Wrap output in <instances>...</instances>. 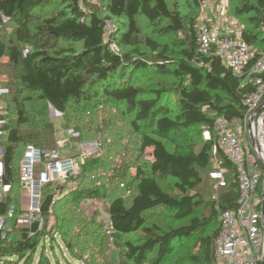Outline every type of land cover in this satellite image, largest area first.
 <instances>
[{
	"label": "trees",
	"instance_id": "trees-1",
	"mask_svg": "<svg viewBox=\"0 0 264 264\" xmlns=\"http://www.w3.org/2000/svg\"><path fill=\"white\" fill-rule=\"evenodd\" d=\"M90 1L63 0V8L48 14V0H0V61L7 59L0 74L8 79L1 84L10 92L0 98L8 99V107L0 111L9 119L8 137L1 145L3 183L10 186L0 201V219L5 217L0 264H53L46 240L51 249L61 241L77 261L91 252L90 262L101 264L98 260L118 237L126 239L121 245L124 264H165L178 246L190 241L191 260L214 264L220 213L235 210L240 200L236 168L218 147L215 122L220 117L242 122L244 100L255 88L215 55L199 52L198 15L184 16L175 1ZM235 15L248 19L249 28L240 36L255 50L251 67L264 55V0H241ZM140 18L155 27V36L143 35ZM111 26L116 30L108 34ZM178 34L183 38L174 42L172 36ZM144 73L173 83H157L146 91L133 79ZM167 97L173 106H165ZM49 106L63 116L66 131L78 133L73 140L80 145L102 137L103 151L85 157L75 191L54 199L55 186L43 188V230L8 242L21 213L25 149H57ZM202 127L213 136L199 142L193 132ZM217 166L225 171L226 186L210 200L206 174ZM166 177L175 181L173 194L160 183ZM85 199L106 205L112 236L106 235L100 214L80 209ZM11 207L17 211L9 219ZM155 217L185 223L167 226ZM136 234V243L127 240Z\"/></svg>",
	"mask_w": 264,
	"mask_h": 264
},
{
	"label": "built area",
	"instance_id": "built-area-1",
	"mask_svg": "<svg viewBox=\"0 0 264 264\" xmlns=\"http://www.w3.org/2000/svg\"><path fill=\"white\" fill-rule=\"evenodd\" d=\"M95 1V0H94ZM220 7L219 9H221ZM199 52L203 56L218 57L232 73L238 77L246 76L254 90L244 100L247 114L239 124L238 121L229 122L220 117L215 122V131L219 138L218 147L226 154L236 168V178L239 183L240 200L235 210H226L220 213V231L215 240L213 263L214 264H263L264 262V217H263V193L260 192L263 179L264 165V113L256 115L257 110L264 103V55L249 67L250 60L255 55V50L242 41L241 36L222 35L217 29L210 26H201L198 37ZM114 51H118L116 45H112ZM27 53V52H26ZM9 89L2 86L0 80V98L9 95ZM61 115V114H59ZM71 137H78L74 130L67 131ZM9 133V119L5 112L0 111V201L9 193L10 186L3 183L5 167L3 163L4 151L2 142ZM210 134L209 132H207ZM211 138H209L210 140ZM84 152L81 162L73 157H64L58 149H41L35 145H29L25 149L20 169V182L27 193L20 201V215L18 221L38 223L43 226L41 217L42 190L48 185L55 186L58 199L63 193L65 185L77 184V178L81 173V164L85 157L97 151H103L104 140L80 144ZM91 147L93 152L86 153ZM214 155L217 147L213 149ZM255 152L258 161L255 159ZM225 171L216 167L210 174L217 182L216 190L226 186ZM101 182L96 183L100 187ZM123 187V185H122ZM106 206L99 199H85L80 209L90 214H99ZM102 207V208H101ZM106 212L107 209L105 208ZM16 208L11 207L6 218L16 216ZM108 215V212H107ZM104 230L107 236H112V228L109 220L105 221ZM5 217L0 219V237L4 236ZM91 252L78 260L79 264H89Z\"/></svg>",
	"mask_w": 264,
	"mask_h": 264
},
{
	"label": "rangeland",
	"instance_id": "rangeland-1",
	"mask_svg": "<svg viewBox=\"0 0 264 264\" xmlns=\"http://www.w3.org/2000/svg\"><path fill=\"white\" fill-rule=\"evenodd\" d=\"M171 3L174 1L180 6L181 12L186 17H191L194 15H198V23L199 27L201 26H210L214 29H217L219 33L222 35H229V36H238L241 35L242 31L245 28H249L248 25V19L247 17L244 18H238L235 15L236 7L240 5L241 0H198V5L195 3V0H169ZM92 4H98V1L91 0ZM47 8L45 9L44 13H51L54 12L56 8H63V0H48ZM222 7L221 9H219ZM139 25L142 29L144 36H155L156 30L155 27L152 26L147 20L140 18L139 19ZM116 30V27L113 26L108 28V34L110 32H114ZM11 32V29H8V33ZM183 36L181 34L172 36V39L174 42H178L180 39H182ZM164 40V38H163ZM7 63V59H3L0 61L1 66H5ZM127 77L129 74L127 73ZM134 83L137 84L140 88H143L146 91L150 90L149 86H155L157 83H164L169 86V84L173 83V79L158 76L156 74L148 75L147 73L144 74H136L133 77ZM0 80L4 83L8 82V79L6 76L0 74ZM170 98L167 97V99H164L163 102L165 106H173V103L170 102ZM8 107V99H3L0 102V108L4 109ZM49 115L53 119V123L56 129V144L58 151L64 156V157H73L77 162H81L82 155H83V148L72 139L71 135L64 129V118L62 115H59L57 113H53L51 106H49ZM241 122H239L240 124ZM70 130V129H69ZM209 132L210 134H208ZM194 137L197 141L202 142L203 140H209V138H212L213 134L210 132V130L206 127H202L200 129H196L194 132ZM126 142V141H125ZM93 147L90 149H86V153L93 152ZM255 159L258 158L257 153L255 152L254 155ZM206 177H208V198L210 200H213L215 198L214 192L216 191L217 182H212L211 176L206 174ZM160 183L162 187L168 191L169 193H174V184L175 181L170 178H162L160 180ZM76 190V183L74 184H67L64 186V191L66 192H73ZM103 207V206H102ZM101 207V208H102ZM106 206L103 207V209L100 211V218L104 221L108 220V215L105 210ZM156 218V219H155ZM153 219L155 220H163L164 224L167 226H178L180 224L185 223L184 221H172L168 218H161V217H155ZM52 220L50 219L48 221V224H52ZM41 224L40 222H38ZM38 223H26L22 221H17L16 226L10 232L8 242L15 241L18 239H25L27 237L35 236L38 234L43 228L45 227L44 224L42 227L39 226ZM211 234V230L206 232L205 235ZM140 237L139 234L132 235L127 240L131 241L132 243H136L137 239ZM125 238H116L114 240L115 246H112L111 249L105 254L104 258H101L98 260L101 264H124L121 261V258L124 256L123 250H122V243L126 241ZM61 241L58 240V243H54L53 249L49 247V240L45 241L46 249L48 250L47 254L49 258L52 260V263L55 264L56 260H58V264H79L77 260L73 259L70 254L66 251L65 247L63 246ZM51 249V250H50ZM39 254V252L37 253ZM194 251H193V241L186 242L185 244L178 246L174 253L168 258L165 264H197L193 260H191V257H193ZM152 257L148 260V262L151 260ZM37 259V257H36ZM35 259V261H37ZM36 264V263H34ZM90 264H93L90 262ZM134 264V263H131Z\"/></svg>",
	"mask_w": 264,
	"mask_h": 264
},
{
	"label": "water",
	"instance_id": "water-1",
	"mask_svg": "<svg viewBox=\"0 0 264 264\" xmlns=\"http://www.w3.org/2000/svg\"><path fill=\"white\" fill-rule=\"evenodd\" d=\"M51 109H52V112H53V113L60 114V113H59L56 109H54L52 106H51ZM263 111H264V103H263V104L260 106V108L257 110L256 115L262 113ZM262 213H263V217H264V193H263V211H262ZM263 264H264V262H263Z\"/></svg>",
	"mask_w": 264,
	"mask_h": 264
},
{
	"label": "crops",
	"instance_id": "crops-1",
	"mask_svg": "<svg viewBox=\"0 0 264 264\" xmlns=\"http://www.w3.org/2000/svg\"><path fill=\"white\" fill-rule=\"evenodd\" d=\"M27 192L25 190H23V188L21 189V198H20V201L22 199V197H24V195L26 194Z\"/></svg>",
	"mask_w": 264,
	"mask_h": 264
}]
</instances>
